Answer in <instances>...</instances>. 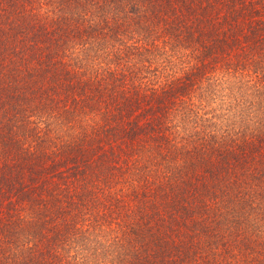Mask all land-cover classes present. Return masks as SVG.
<instances>
[{
	"label": "trees",
	"instance_id": "trees-1",
	"mask_svg": "<svg viewBox=\"0 0 264 264\" xmlns=\"http://www.w3.org/2000/svg\"><path fill=\"white\" fill-rule=\"evenodd\" d=\"M0 264H264V0H0Z\"/></svg>",
	"mask_w": 264,
	"mask_h": 264
}]
</instances>
